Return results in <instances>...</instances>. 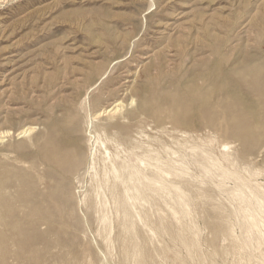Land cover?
<instances>
[{
    "label": "rangeland",
    "instance_id": "rangeland-1",
    "mask_svg": "<svg viewBox=\"0 0 264 264\" xmlns=\"http://www.w3.org/2000/svg\"><path fill=\"white\" fill-rule=\"evenodd\" d=\"M10 4L0 11L3 16L0 116L10 114L7 120H0V129H9L14 136L0 147V170L7 168L20 181L12 188L10 196H20L30 188L35 202L43 193L42 201L62 206V212H48L47 218L53 222L41 227L37 222L24 219L27 211L22 202H9L13 210L5 218L4 226H0V230L8 234L9 242L0 264H137L140 261L134 256L137 251L145 253L142 262L146 264L258 263L264 246L257 248L258 231L254 230L250 236L242 229L245 214L240 213L233 195L240 185L235 178L219 181L218 171L204 176L191 161L192 175L183 185L190 204L188 216H173L171 208H179L172 202L174 194H158L148 204L151 208L143 202L137 206L142 215L148 211L149 217L143 222L136 218V232L127 236L124 243L121 240L124 222L121 217L117 219L112 204L105 209L112 220L108 246L103 242L106 233H100V215L93 209L83 211L76 207L82 190L75 191L76 183L72 180L59 182L55 178L52 185H60L61 189L50 197L46 189L49 181L40 180L36 172L40 169L37 159L25 156L35 149L30 148V140L16 135L23 125L44 119L46 101L54 98L59 101L68 98L79 104L84 101L78 135L82 138L83 151L86 150L89 134L82 129L86 112L93 115L97 110L89 106L90 101L107 87L117 88L123 84L124 77L120 74L145 64L142 56L153 51L169 80L195 85L201 93L193 104V108L199 106V110L187 132L188 137H192L191 144L205 145V150L224 167L237 171L242 179L251 180L252 187L256 183L264 187V97L261 94L264 89V0H18ZM169 51L176 54L170 62L168 57L162 56ZM246 66L258 72L257 78L239 82V73L244 72ZM152 72V78L140 73L139 80L154 83L153 78L160 73ZM233 113L236 117L231 120L228 115ZM104 119L101 117L100 123ZM152 135L157 138V145L167 142L175 146L161 129ZM18 144L22 145L21 149L16 148ZM224 144L228 145L227 151L222 147ZM24 146L30 148H26L29 151ZM223 154L231 156L234 166L224 161ZM27 165L32 167L30 187L25 182ZM221 182L223 188L219 189ZM63 188L72 191L73 206L65 204L67 191ZM86 189H91L87 177L83 191ZM228 228L232 237L227 233ZM179 232L189 242L197 239L198 247L188 249L180 241ZM245 240L251 245L240 250L239 243L243 245Z\"/></svg>",
    "mask_w": 264,
    "mask_h": 264
},
{
    "label": "bare ground",
    "instance_id": "bare-ground-1",
    "mask_svg": "<svg viewBox=\"0 0 264 264\" xmlns=\"http://www.w3.org/2000/svg\"><path fill=\"white\" fill-rule=\"evenodd\" d=\"M17 1L18 0H0V11H2L3 8H5V6L9 5L10 3L13 4ZM2 17L0 15V25H2L1 23L3 22ZM162 56L164 58L168 57L169 60L167 61L170 62L176 57V54L174 51H169L168 54H163ZM141 59L146 61V63L143 65H137L134 71L128 70L120 74V76L124 77L122 79L123 84L120 82V84L116 83L119 84L117 88H115L116 86L114 87V85L107 87L105 91L99 93L92 99V101H90L89 106H92L97 110L93 115L89 114V112H86L87 118L85 125L83 124L82 128L84 133L89 134L87 139L89 148L86 150L84 149L83 151L81 145L82 138L78 135L82 124L80 123L79 117L82 116L81 114L85 110L83 107L84 101L81 104L76 103L75 101V103H72L73 101H70L68 98H63L64 101H59L57 98L52 99L51 102L48 103L46 101L45 105L43 106L44 119L36 124L23 125L22 129L17 133V138H26L27 140H30V148L35 149V152H28L25 154V156L32 155L30 157L35 156L37 159V167L40 169L36 170V172L40 180L47 182L49 181L46 189H49V191L52 193L49 192L48 194L51 197L55 192H57V190L61 189L60 185H52L55 178L58 179L59 182L64 180H72L74 183H76L74 188L75 191L78 189L82 190V197H77L75 194L76 192L74 193L77 197L76 207L83 211L84 208L89 211L93 209L94 212L98 214V216L100 215L98 219V222L102 227L100 233H106V235L103 237V242H105L108 246L110 244L109 235L111 233L112 220L107 214L108 211L105 209H107V207L110 205L112 206L113 204L117 219L118 217H121L122 221L124 222L121 227L123 235L121 240L125 243L127 241V236L133 235L136 232V218L140 222H143L144 219H148L149 217L148 211L142 215L138 211L137 206L143 202V205L147 204V207L151 208V206H148V204H151L152 199H154V197L158 194H167L169 196H173L174 194L175 197H172L174 200L172 202H174L173 204L177 205L179 208L178 210L171 208L173 216L176 218H179L177 216L180 214L188 216V208L190 204L187 198L188 194L184 191L183 185L186 178L192 175L190 172L191 166H189V163L192 161L193 166L200 168L204 176L215 175L212 173V171H218L219 173L217 172V176L221 179H219V181L224 182L225 180L232 178L234 180L235 178L240 182V185L238 186L239 189H236L233 195L235 196L239 205L240 213L242 211L245 214L243 217L244 224L242 225V229L244 230L245 235H250L254 230L260 233L259 241H257V248L261 249L264 246L263 185L256 183L255 186L252 187L251 180L242 179L240 178V175L237 171L224 167L219 159H214L210 152L205 150V145L201 146L197 144H191L192 137L189 138L187 132L190 128H192L193 120L199 110V106L193 108V104H195L196 101L200 99L199 97L201 95V93L198 92L197 86L192 84L183 85L179 82H176V80H169L167 75L163 72L162 62H158L159 60L156 52L152 51L151 53H147L145 56H142ZM143 61L141 63H143ZM153 70L156 71L155 73H160V76L158 75L159 77L153 78L155 80L154 83H145L139 80L140 73L142 72L146 73V77L152 78ZM243 71L244 72L239 73V82L247 78H257V71L250 69V66H246ZM219 72L220 71H217L216 73ZM168 84H170V87ZM222 90L224 91V89ZM261 94L264 97V89L261 91ZM232 115L228 116H231L230 119L234 120V116L236 117V114L233 113ZM9 117L10 114L8 113L6 116H0V120H7ZM101 117L106 118L102 123H100ZM231 123H233V121ZM158 129L163 130L166 135H168V138L171 139V142L175 144V146L167 142H162L161 144L157 145V138L152 135V132ZM247 132H250V128L247 129ZM231 133L233 134V132ZM235 133H238V131L236 130ZM12 136H14V133L11 130L5 128L0 129V147L5 144L6 140L11 139ZM178 137L182 138L179 139ZM238 144L240 145V143ZM21 146V144H18L16 148L21 149ZM222 147L225 151H227V144L222 145ZM26 148L30 149L25 147V150H27ZM188 153H191L192 156H190ZM230 157L231 156L229 154H223L224 161L229 162L232 166H234V163L231 162ZM26 159H28V157H26ZM27 167L28 170H26L28 173L26 174L25 182L30 187V184H32L31 179H33V176H31L32 167L28 165ZM86 177L89 178L91 189H86L83 191ZM18 182L20 181L12 176L10 170L7 168H1L0 226H4L5 218H7L8 214L13 210V205L9 204V202L11 203L12 201L22 202L23 209L27 211V214L25 213L26 215L24 219H28L31 222H37L41 227L49 226L50 223L52 224L53 221L47 218L46 214L54 210L62 212V206H51L46 201H42L43 193L41 194L42 197L38 198V202H35L32 189L30 188L26 190L24 194L17 196L18 198L13 197L12 194L10 196V191L15 185L18 184ZM223 182L219 183V189L223 188ZM63 190L67 191L66 193L64 192L67 194L65 195V204H67V206H73L71 198L75 197L72 194V191L66 188H63ZM90 196L91 199H89ZM216 209H218V207ZM206 216L208 215L206 214ZM207 219L209 220V218ZM164 220L165 222L168 221L166 219ZM182 225L183 224H181V226ZM174 229L175 227L173 226L172 230ZM150 231L152 233L153 230L150 229ZM182 232L184 231L182 230ZM227 233L230 235V237H232L231 230L229 228L227 229ZM145 234H147L146 231ZM171 234L173 235V233ZM8 238V234L0 230V258L4 256V252L7 251V244L9 242ZM179 238L182 244H185L188 249L198 247L197 239L189 242L184 239L182 233H180ZM250 245L251 244L248 242V240H245L243 245L239 243V248L241 250L243 248L250 247ZM4 246L6 248L3 249ZM131 251L132 250H130V253ZM143 253L141 251L134 253V256H136L135 258L140 259L137 264H146L145 262H142L145 257V253ZM158 257L159 256H157V258ZM257 261L259 264H264V250L261 251Z\"/></svg>",
    "mask_w": 264,
    "mask_h": 264
}]
</instances>
